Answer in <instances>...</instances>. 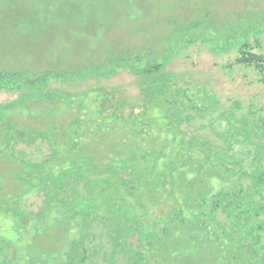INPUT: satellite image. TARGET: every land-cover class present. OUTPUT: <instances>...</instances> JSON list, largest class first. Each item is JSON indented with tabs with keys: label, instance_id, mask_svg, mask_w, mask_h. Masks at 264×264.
Returning a JSON list of instances; mask_svg holds the SVG:
<instances>
[{
	"label": "rangeland",
	"instance_id": "1",
	"mask_svg": "<svg viewBox=\"0 0 264 264\" xmlns=\"http://www.w3.org/2000/svg\"><path fill=\"white\" fill-rule=\"evenodd\" d=\"M256 42L264 0H0V70L64 74L34 88L0 81V264H207L211 250L244 252L251 238L233 212L198 189L239 179L240 206L260 205L264 222L263 186L237 172L264 166V85L234 63ZM125 54L162 67L135 75L116 63ZM95 67L101 76L86 73ZM148 81L160 92L146 99ZM177 235L187 246L165 258L158 245Z\"/></svg>",
	"mask_w": 264,
	"mask_h": 264
},
{
	"label": "trees",
	"instance_id": "2",
	"mask_svg": "<svg viewBox=\"0 0 264 264\" xmlns=\"http://www.w3.org/2000/svg\"><path fill=\"white\" fill-rule=\"evenodd\" d=\"M257 44V42L255 43ZM254 48L257 49V52L254 51ZM238 56L235 58L234 63L245 65L248 67L254 68L258 75H259V81L264 85V43L263 45H250L248 43H243L238 46ZM125 62H132V71L135 73V75L140 74H146L147 78H152L151 73L153 71H158L162 64L160 63H150L149 61H146V58H141L139 55H129L126 57V54L122 56V59L116 60V63L124 64ZM143 62L142 66H137L138 63ZM112 64V63H111ZM88 75H94V76H101L103 74L102 68L95 67L92 69H88L86 71ZM52 74L54 77H62L64 74H57L53 73L52 71H42L38 72L33 75H29L25 72H11V71H4L0 70V81H11L14 77H19L22 80V84L25 87L34 88L39 86L40 84H44L47 82V79L49 75ZM29 75V76H27ZM17 88H20V85L16 86ZM154 84L151 81L146 82V88L144 90L146 99L153 97L155 94L159 93L158 91L154 89ZM156 90V91H155ZM264 125V124H263ZM264 129V126H262ZM236 165V163H234ZM231 171L235 169V166H232L231 168H228ZM226 169V171L228 170ZM234 172V171H233ZM237 172L240 173V177H248L251 179V182L253 181L254 188L258 186H263L264 189V166H259L258 170L253 174H247L244 171H242V168L240 167ZM41 176L40 178H42ZM41 183V181L39 182ZM33 185V184H32ZM38 186V185H37ZM58 186V185H57ZM199 201L205 204L208 201L211 202L212 199V209L215 208H223V212L232 211L234 215V219L237 222V227H243L246 231V233L249 234L251 238V242H245L246 245L244 246V252L243 248L241 247H234L236 248L233 252H227L225 254H221L218 250H211V257L210 260L205 261L207 264H264V222L259 219L260 215V205L256 207V209H252L253 205L248 204V208L251 211H245L240 206L241 199L243 196V184L238 179V184L233 189H227L224 190H213L208 188L207 185H199ZM58 188H60L58 186ZM247 189H249V186H247ZM48 197L53 202H58L59 205H66V200L64 198L59 199L57 194L54 193H48ZM256 205V204H255ZM179 206V205H178ZM175 206L174 213L177 211L182 210V208ZM178 207V208H177ZM175 208H177L175 210ZM172 217V215L170 216ZM163 220V219H162ZM235 222V223H236ZM160 223V222H159ZM158 223V224H159ZM164 226H166V221L163 220ZM178 224H175V227L177 228ZM160 227V226H159ZM158 227V228H159ZM163 228L160 227L161 231H163ZM240 228V229H241ZM169 228L168 231H170ZM173 231L174 226H173ZM167 231V234L169 233ZM171 232V231H170ZM172 236V234H171ZM178 236V235H177ZM188 241L186 239H180L179 236L176 239H171V241H165V244H160L158 247L161 249V254L166 256L165 258L175 256L178 253V250L181 247L187 246ZM185 245V246H184ZM233 248V247H232ZM211 249V248H210ZM73 247H71V250L68 253V258L71 257V254H73ZM247 256V257H246ZM83 259V257H82ZM219 260L220 262L217 263L216 261ZM221 261H223L221 263ZM64 264H71L70 261H67V263Z\"/></svg>",
	"mask_w": 264,
	"mask_h": 264
}]
</instances>
